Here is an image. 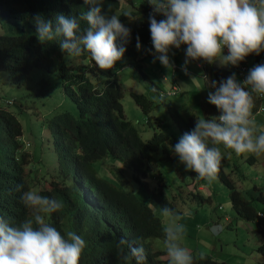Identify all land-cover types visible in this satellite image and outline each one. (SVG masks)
Here are the masks:
<instances>
[{
    "label": "clouds",
    "instance_id": "1",
    "mask_svg": "<svg viewBox=\"0 0 264 264\" xmlns=\"http://www.w3.org/2000/svg\"><path fill=\"white\" fill-rule=\"evenodd\" d=\"M147 2L129 43L132 0H0V264H264V0ZM182 45L205 98L143 80Z\"/></svg>",
    "mask_w": 264,
    "mask_h": 264
},
{
    "label": "crops",
    "instance_id": "2",
    "mask_svg": "<svg viewBox=\"0 0 264 264\" xmlns=\"http://www.w3.org/2000/svg\"><path fill=\"white\" fill-rule=\"evenodd\" d=\"M155 50L152 49L151 52H148L147 55L142 59L141 67L142 71L145 74V79L151 85H162L165 80L169 79V83H176L180 87L190 89L195 96H199L201 98H205L208 95V86H211L212 81H217L216 70L217 69H225L229 70V76L231 75L233 66H220L219 64H207L203 61L200 62V66L197 67L195 65V61L190 62L187 65V72L182 70V66L185 64V53H184V45H182L179 49L172 48L169 52V57L172 63L177 64L178 68H175L172 72L169 68L164 67L159 60H155V57L152 53ZM155 60V62H154ZM218 62H222L221 58H218ZM259 61L247 59V66L252 68L253 66L260 64ZM161 75L164 76V79L161 78ZM174 79H170L171 77ZM128 77L133 82H136V75L133 72L128 73ZM222 77L220 78V80ZM262 120L264 122V114L262 115ZM256 127V126H255ZM257 129V128H256Z\"/></svg>",
    "mask_w": 264,
    "mask_h": 264
},
{
    "label": "trees",
    "instance_id": "3",
    "mask_svg": "<svg viewBox=\"0 0 264 264\" xmlns=\"http://www.w3.org/2000/svg\"><path fill=\"white\" fill-rule=\"evenodd\" d=\"M104 1H110V0H104ZM148 7H149V4H148L147 0H142L138 4V7L134 11H132V13H134L138 17L137 18L138 23H136L134 25H129L127 23V20H128L130 15L125 14V13L117 15L120 17L121 23H124V25L126 27L131 29V39H130L129 43H136L137 42V40H136L137 36H139L140 41H144L148 37H151L149 34L150 33L149 32V19L145 18L143 15L145 10ZM116 8H117V10H119L117 6H116ZM103 9L110 16V15L114 14L115 5L114 4H106V5H104ZM133 208L135 209V206H133ZM46 222H48L49 224L54 226V223L49 218H46ZM157 229H158V224H157L156 220H151V224H149V230L154 231ZM149 246H150V249L153 250L154 252L161 251V247L158 246L157 244L156 245H149ZM111 255H113V257L116 256V254H114V250H112Z\"/></svg>",
    "mask_w": 264,
    "mask_h": 264
},
{
    "label": "rangeland",
    "instance_id": "4",
    "mask_svg": "<svg viewBox=\"0 0 264 264\" xmlns=\"http://www.w3.org/2000/svg\"><path fill=\"white\" fill-rule=\"evenodd\" d=\"M135 4H137V3H139L141 0H132ZM126 74V72L125 71H121L120 73H119V75L121 76V78H122V80L125 78V75ZM129 84L130 85H132V88H137V86H136V84L135 83H133V82H131V81H129ZM140 94V93H139ZM123 95H124V98H130L129 97V95H128V90L126 89L124 92H123ZM166 129V131H170V128L169 127H166L165 128ZM165 171H168V169L166 168L165 169ZM165 179H166V181L168 182V183H170V182H177V179H178V181L179 180H181V179H179V176L175 173V171L172 169H170L168 172H167V174L165 175ZM193 190L191 189L190 190V193L192 192ZM152 202H153V200H151ZM191 204V203H193L191 200H189V202H188V204ZM225 205H226V208H225V210L228 212L229 211V208H228V204L227 203H225ZM187 206H189V205H187ZM183 207H184V205H181V204H179V205H177V207H176V211H182V209H183ZM261 211L263 212V214H264V208L263 209H261ZM178 214V213H177ZM179 215V214H178ZM192 216H193V210H190V209H187V210H185V211H183L182 212V214H181V216H179L180 217V219H182V220H186L187 222H180V224H183L184 225V227H185V235H184V239H187V240H195V241H199V239H201L202 237H203V235L202 234H200L199 233V235L197 236V237H190V236H188V235H186V234H188L189 233V222H190V219L192 218ZM159 219H160V222H161V226H163V227H167L170 223H172V219L171 218H169V217H165V216H163L162 215V213H160L159 214ZM234 221V224L236 223L237 224V222L235 221V220H233ZM261 220H259V224L261 223L260 222ZM237 227H238V231L241 229V227L239 226V224H237ZM247 239H248V241H249V251H252V254L253 255H255V257H256V259H255V262H258V260H259V254H257L256 252H255V247H256V244L253 242V240L250 238V237H247ZM246 241V240H245Z\"/></svg>",
    "mask_w": 264,
    "mask_h": 264
},
{
    "label": "built area",
    "instance_id": "5",
    "mask_svg": "<svg viewBox=\"0 0 264 264\" xmlns=\"http://www.w3.org/2000/svg\"><path fill=\"white\" fill-rule=\"evenodd\" d=\"M225 50L227 51V49L225 48Z\"/></svg>",
    "mask_w": 264,
    "mask_h": 264
}]
</instances>
